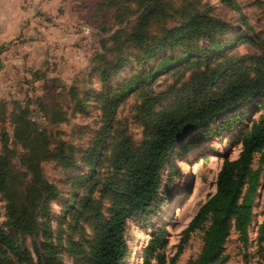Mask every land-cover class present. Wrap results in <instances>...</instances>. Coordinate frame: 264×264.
Segmentation results:
<instances>
[{"label":"rangeland","instance_id":"1","mask_svg":"<svg viewBox=\"0 0 264 264\" xmlns=\"http://www.w3.org/2000/svg\"><path fill=\"white\" fill-rule=\"evenodd\" d=\"M98 2L103 4L97 5ZM196 12L230 23L229 30L217 35L222 40L240 33L227 54L243 58L238 65L248 76L255 77L264 71V64L256 59L264 55V0H84L73 26L77 32L76 49L68 56L61 52L47 55L40 68L25 72L23 83L27 86L22 92L26 96L9 93L0 99V157L7 163L10 182L9 195L0 193V222L33 255L34 242L40 236L15 232L7 220L8 203L25 200L34 180L54 185L57 193L47 200L44 220L50 221L53 238L60 237L55 243L59 245L62 264H74L75 259L66 251V240L71 237L87 246L93 237L97 222L88 208H81V202L93 178L103 182L113 172L108 157L114 133L129 136L140 147L159 113L181 99L179 94L167 95L144 115L140 110L143 92H159L172 84L178 87L191 70L183 72L179 64L122 97L113 115L115 132L108 136L96 165L89 167L85 155L102 126L105 99L117 93L128 78L149 70L159 59L180 54L182 46L145 59L142 47L167 27ZM139 35L144 36V42H139ZM209 40L210 37L201 39L197 45H207ZM118 61H122L120 69L111 70L109 66ZM103 70L108 72L105 78ZM229 74L228 71L215 84L214 91ZM257 107L258 100L254 98L234 110L243 112L242 122L218 128L221 121L234 113L229 112L212 124L194 129L175 144L165 159L159 192L149 212L127 219L128 251L120 264H158L155 253L150 255L147 247L160 231L165 240L160 248L163 264H187L198 256L211 216L201 229L188 236L182 252L177 254L184 230L201 204L215 192L224 157L238 156L241 142L237 136L252 119L264 113V109ZM205 127L213 131L201 140L198 136ZM257 169L261 174L248 237L244 242L237 232L231 231L224 245L225 264L264 263V231L260 230L264 221V151L254 155L250 170ZM93 200L100 203L107 217L108 198L97 191ZM76 212H81L80 217Z\"/></svg>","mask_w":264,"mask_h":264},{"label":"trees","instance_id":"2","mask_svg":"<svg viewBox=\"0 0 264 264\" xmlns=\"http://www.w3.org/2000/svg\"><path fill=\"white\" fill-rule=\"evenodd\" d=\"M101 3L103 4L98 2L97 5ZM229 28V22L204 12H196L167 27L142 47L143 58L151 59L160 52L178 46L183 47L182 52L159 59L152 68L128 78L117 93L106 97L102 126L85 155V162L89 167L96 165L108 136L115 132L112 128L113 115L122 97L134 87L148 83L179 64L182 65L183 72L191 70L178 87L172 84L159 92H143L140 110L144 115L149 114L167 95L179 94L181 99L159 113L140 147L135 146L129 136L114 133L108 157L113 172L103 178V182L93 178L86 187L87 195L81 202V208H88L91 217L97 222L93 237L87 246L71 237L66 240V251L75 259L74 264H120L128 251L127 219L149 212L159 192L165 159L176 143L194 129L212 124L219 117L234 112L254 98L258 100L257 110L264 109V71L255 77L248 76L241 65H238L243 58L227 54L240 34L227 40L217 37ZM208 37L210 40L207 45H197L199 40ZM138 39L139 42L145 41L143 35H139ZM195 54H200L201 57L197 58ZM256 59L264 64V55ZM121 65L122 61H118L109 68L117 71ZM228 71L230 74L214 91L215 84ZM107 74L103 70L102 78ZM243 120V112H234L221 121L218 128H228L230 124ZM212 131L211 127H205L201 129L198 138L207 139ZM237 139L241 142L238 156L224 157L216 176L215 192L201 204L184 230L177 254L182 252L188 236L196 229H201L211 216V223L204 233L202 249L187 264H225L227 255L224 254V245L232 230L246 242L261 174L260 169L251 171L250 166L255 153L264 151V113L252 119ZM99 186L100 189H97ZM29 190L25 200L20 203L12 200V203H8L7 220L15 232L29 234L34 238L40 236L34 242L35 255L20 245L18 239L9 234L0 222V264H62L59 245L55 243L60 237L57 235L53 238L50 221L44 220L47 200L56 195L57 189L45 181L34 180ZM97 191L109 200L107 217L104 216L100 203L93 200V194ZM9 192V169L6 161L0 157V193L9 195ZM76 214L80 217L81 212ZM260 230L264 231V221L260 224ZM261 239L262 235L259 240ZM164 242L163 232L160 231L147 247L150 255L155 253L158 264H163L160 248ZM145 262H148L147 257Z\"/></svg>","mask_w":264,"mask_h":264},{"label":"crops","instance_id":"3","mask_svg":"<svg viewBox=\"0 0 264 264\" xmlns=\"http://www.w3.org/2000/svg\"><path fill=\"white\" fill-rule=\"evenodd\" d=\"M83 7L84 0H0V99L26 96L25 72L76 49L73 26Z\"/></svg>","mask_w":264,"mask_h":264},{"label":"built area","instance_id":"4","mask_svg":"<svg viewBox=\"0 0 264 264\" xmlns=\"http://www.w3.org/2000/svg\"><path fill=\"white\" fill-rule=\"evenodd\" d=\"M85 31H87L88 29L87 28H84Z\"/></svg>","mask_w":264,"mask_h":264}]
</instances>
